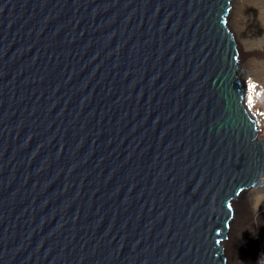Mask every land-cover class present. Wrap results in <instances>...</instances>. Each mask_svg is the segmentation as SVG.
Returning <instances> with one entry per match:
<instances>
[{"label": "water", "instance_id": "1", "mask_svg": "<svg viewBox=\"0 0 264 264\" xmlns=\"http://www.w3.org/2000/svg\"><path fill=\"white\" fill-rule=\"evenodd\" d=\"M233 0H0V264H226L263 183Z\"/></svg>", "mask_w": 264, "mask_h": 264}, {"label": "bare ground", "instance_id": "2", "mask_svg": "<svg viewBox=\"0 0 264 264\" xmlns=\"http://www.w3.org/2000/svg\"><path fill=\"white\" fill-rule=\"evenodd\" d=\"M240 2V0H233L231 16L233 12H236ZM240 12L242 13V9ZM230 19L232 22H230V26L237 38L240 36L238 28L233 22L234 19L231 17ZM237 42L239 44L240 63L238 75L241 77L242 74L250 73L252 70L251 54L242 50L238 38ZM247 78L251 79L246 82ZM246 79L242 80L243 102H246L251 109L249 112L246 107L245 109L257 129L260 130L259 137L264 138V115L260 114L264 112V86L251 75H248ZM251 80L255 81L251 82ZM256 82L258 83L256 84ZM249 96L252 97L251 104L248 102ZM260 180L263 181L261 185L251 186L244 190L233 203L231 228L223 243L226 264H264V175ZM250 210L253 212L251 213Z\"/></svg>", "mask_w": 264, "mask_h": 264}, {"label": "rangeland", "instance_id": "3", "mask_svg": "<svg viewBox=\"0 0 264 264\" xmlns=\"http://www.w3.org/2000/svg\"><path fill=\"white\" fill-rule=\"evenodd\" d=\"M240 1L239 7L235 13L233 12L231 18L234 19L233 22L238 28L240 36L237 38L242 50L251 54L252 66L251 72L242 74L240 81L251 75L264 86V0ZM250 212L252 213L253 210ZM250 216L252 217L251 214Z\"/></svg>", "mask_w": 264, "mask_h": 264}, {"label": "built area", "instance_id": "4", "mask_svg": "<svg viewBox=\"0 0 264 264\" xmlns=\"http://www.w3.org/2000/svg\"><path fill=\"white\" fill-rule=\"evenodd\" d=\"M249 79H251V78H247V79H246V80H247L246 82H248ZM254 81H255V80H251V82H254ZM257 83H258V82H256V84H257ZM256 84H255V86H257ZM257 87H258V86H257ZM244 104H245L246 109H247L248 112H249V111H250L249 109H251V108H250L249 106H247V103H246V102H244ZM259 115H260V114H259ZM260 116H261V115H260Z\"/></svg>", "mask_w": 264, "mask_h": 264}, {"label": "snow or ice", "instance_id": "5", "mask_svg": "<svg viewBox=\"0 0 264 264\" xmlns=\"http://www.w3.org/2000/svg\"><path fill=\"white\" fill-rule=\"evenodd\" d=\"M253 87H255V86H253ZM248 102H249V104L252 103V97H251V96H249V98H248ZM260 114H261V115H264V112H261Z\"/></svg>", "mask_w": 264, "mask_h": 264}]
</instances>
